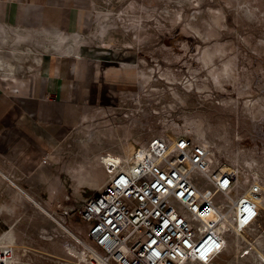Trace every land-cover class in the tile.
I'll return each instance as SVG.
<instances>
[{
    "label": "rangeland",
    "instance_id": "374dc122",
    "mask_svg": "<svg viewBox=\"0 0 264 264\" xmlns=\"http://www.w3.org/2000/svg\"><path fill=\"white\" fill-rule=\"evenodd\" d=\"M112 4L103 10L118 23L88 50L103 63L120 61L133 84L121 86V96L93 118L79 121L52 156L62 170L61 193L49 209L77 237L33 200L29 206L15 200L13 211L0 215V246H14L11 264H63L83 256L86 224L77 211L108 181L101 156L134 153L156 136L187 135L208 147L211 175L224 169L237 174L231 196L249 192L252 184L262 187L256 225L231 234L214 264H264V0ZM81 170L95 175L94 186L80 183ZM197 183L211 194L204 176L198 174ZM59 204L75 212L63 217ZM246 239L254 248L243 256ZM193 263L200 264H187Z\"/></svg>",
    "mask_w": 264,
    "mask_h": 264
},
{
    "label": "crops",
    "instance_id": "0c3cea01",
    "mask_svg": "<svg viewBox=\"0 0 264 264\" xmlns=\"http://www.w3.org/2000/svg\"><path fill=\"white\" fill-rule=\"evenodd\" d=\"M114 1L0 0V215L15 200L29 206L28 196L51 212L61 193L56 146L133 84L120 61L88 50L118 23L103 10Z\"/></svg>",
    "mask_w": 264,
    "mask_h": 264
},
{
    "label": "built area",
    "instance_id": "2783aa9c",
    "mask_svg": "<svg viewBox=\"0 0 264 264\" xmlns=\"http://www.w3.org/2000/svg\"><path fill=\"white\" fill-rule=\"evenodd\" d=\"M100 161L108 181L77 211L86 224L85 251L63 264H214L230 235L245 233L260 217L262 187L252 184L232 197L238 182L232 170L204 176L212 192L209 200L202 195L197 175L210 172L211 153L190 136H156L134 153ZM218 194L227 199L216 202ZM58 208L63 217L75 212ZM246 241L243 256L254 248ZM13 259L14 246H0V264Z\"/></svg>",
    "mask_w": 264,
    "mask_h": 264
},
{
    "label": "bare ground",
    "instance_id": "6f19581e",
    "mask_svg": "<svg viewBox=\"0 0 264 264\" xmlns=\"http://www.w3.org/2000/svg\"><path fill=\"white\" fill-rule=\"evenodd\" d=\"M45 36H47V35H45ZM55 37L57 38V35H51L50 36V38L51 39H55ZM1 59V58H0ZM207 149H208V147L205 145V144H203ZM103 166V165H102ZM84 171V172H83ZM81 173H80V178H79V181H80V183H83V182H86V183H88V184H92L93 186H94V180H95V175L94 174H92L91 173V171H85V170H81L80 171ZM86 172V173H85ZM5 175V174H4ZM75 176H77L78 177V174H75ZM203 176H211V174L210 173H204L203 174ZM17 186V185H16ZM101 187V186H100ZM99 187V188H100ZM97 188L98 187H95V189L97 190ZM98 188V189H99ZM23 191V190H22ZM202 193V192H201ZM202 195L206 198V199H210V197H211V194L210 195H204L203 193H202ZM239 195V194H238ZM28 196V195H27ZM31 200H33V202H35L40 208L42 207V206H40V204H38V202H37V200L35 201L33 198H31V196H28ZM232 197H235V196H232ZM42 209L46 212V213H48L51 217L53 216V218L55 219V220H57V221H59L61 224H62V226H64V228L68 231V232H70V233H72L74 236H76V234H74V232L71 230V228H69L67 225H65L59 218H57L56 216H54L51 212H49L48 210H46L45 208H43L42 207ZM210 218L211 219H213V220H218L219 219V216L218 215H215V214H211L210 215ZM240 234V233H239ZM77 237V236H76ZM191 262H194V261H190L189 263H191ZM194 264V263H193Z\"/></svg>",
    "mask_w": 264,
    "mask_h": 264
}]
</instances>
